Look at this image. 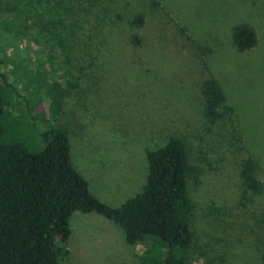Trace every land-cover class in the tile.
I'll list each match as a JSON object with an SVG mask.
<instances>
[{"label":"rangeland","instance_id":"1","mask_svg":"<svg viewBox=\"0 0 264 264\" xmlns=\"http://www.w3.org/2000/svg\"><path fill=\"white\" fill-rule=\"evenodd\" d=\"M243 23L259 36L246 53L232 43ZM0 60L4 143L42 152L65 130L91 193L118 208L146 185L149 152L180 138L194 168L186 264H264V194L240 177L255 158L264 183V0H0ZM211 77L234 111L216 125ZM70 226L69 264H143L152 245L96 213Z\"/></svg>","mask_w":264,"mask_h":264},{"label":"trees","instance_id":"2","mask_svg":"<svg viewBox=\"0 0 264 264\" xmlns=\"http://www.w3.org/2000/svg\"><path fill=\"white\" fill-rule=\"evenodd\" d=\"M136 23L143 24V18ZM232 43L238 52L246 53L258 46L259 36L252 25L243 23L233 28ZM201 91L203 117L209 125L232 117L234 111L218 79L205 81ZM4 105L0 98V117ZM54 105H60L57 98ZM2 135L0 126V264H69L67 245L75 212L111 220L124 231L130 246L152 242L143 264H186L194 239L195 206L188 189L194 168L182 139L171 137L166 145L149 152L142 192L113 208L91 193L88 181L74 166L65 130L54 128L47 133L42 152L6 144ZM260 170L255 158L243 163L240 177L246 191L264 194Z\"/></svg>","mask_w":264,"mask_h":264}]
</instances>
